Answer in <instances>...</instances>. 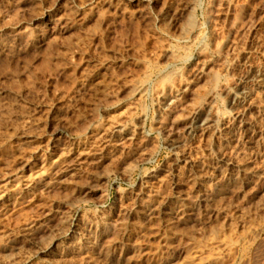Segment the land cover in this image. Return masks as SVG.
<instances>
[{"label": "rangeland", "instance_id": "obj_1", "mask_svg": "<svg viewBox=\"0 0 264 264\" xmlns=\"http://www.w3.org/2000/svg\"><path fill=\"white\" fill-rule=\"evenodd\" d=\"M255 70L264 0H0V264H264Z\"/></svg>", "mask_w": 264, "mask_h": 264}, {"label": "bare ground", "instance_id": "obj_2", "mask_svg": "<svg viewBox=\"0 0 264 264\" xmlns=\"http://www.w3.org/2000/svg\"><path fill=\"white\" fill-rule=\"evenodd\" d=\"M217 80V79H216ZM243 84H249L251 86V89L249 91H244L241 86ZM248 88V87H247ZM264 91V73L259 71V70H255L252 71L251 73L247 74L246 76L243 75V77H241L238 80V84L237 86L233 87V89H228L227 92V99H228V103L232 106H234V109L232 108V110L234 111V115L238 116L240 115L242 112H246L247 109H250L251 107H253L255 105V100H256V92H263ZM255 94V95H254ZM258 94V93H257ZM162 96V95H161ZM254 96L256 98H254ZM175 98V97H174ZM170 99V98H169ZM169 99H167L166 97H161L160 99H158V104L160 107H165L168 102ZM208 106V105H207ZM208 109L207 111H200L197 112L193 115L189 125L186 127V134L188 136H196L197 134H203L206 132H213V133H218L221 132L224 129V123L225 122H221L220 120L216 119L217 117H215V115L213 114V109L211 107L206 108ZM218 116V115H217ZM236 118V117H235ZM238 118V117H237ZM231 120V119H230ZM226 121V120H225ZM58 132V131H57ZM23 133V132H22ZM55 133V132H54ZM117 133V132H116ZM130 133V132H129ZM55 135V134H54ZM120 135V132H119ZM53 137V135H51ZM198 136V135H197ZM31 137V136H30ZM116 137V136H115ZM121 138H124L126 140H132L133 135H127V134H123L122 136H120ZM29 138V136H22L20 137V139H27ZM120 139V138H119ZM122 139V140H124ZM28 140V139H27ZM31 140V139H30ZM30 140H28L27 142H29ZM25 141V140H24ZM115 142V141H114ZM171 144V149H177L180 145V141L177 139H171L170 141ZM21 145H23V143H19ZM25 145V143H24ZM122 145V144H121ZM223 160V159H221ZM220 161V160H219ZM226 161L229 162V164L236 169L235 172L237 173H241V176L243 174L244 177L246 178H250L253 176H255L256 174H258L259 170H249L246 167L236 163L234 160H232L230 157L226 159ZM75 167V166H74ZM73 169V168H72ZM76 169V168H75ZM259 169V168H258ZM69 169H67L66 171H68ZM15 174V173H14ZM6 175V174H5ZM16 175V174H15ZM13 175H7L6 177H11ZM17 176V175H16ZM72 176V175H71ZM4 177V176H3ZM201 178V177H200ZM27 179V178H26ZM25 180V179H24ZM31 180V179H30ZM28 183V182H27ZM148 183V181H147ZM178 184V183H177ZM176 184V185H177ZM148 185V184H147ZM175 185V186H176ZM178 188V187H177ZM176 189V188H175ZM146 191V190H145ZM140 197V196H139ZM159 197V196H158ZM206 197V196H205ZM154 199V198H153ZM152 199V200H153ZM204 200V199H203ZM182 201V200H181ZM178 202V201H177ZM150 203V202H149ZM156 203V202H155ZM154 203V204H155ZM142 204V203H141ZM178 204V203H177ZM154 207V206H153ZM157 208V207H156ZM128 209V208H127ZM148 210V209H147ZM188 210V209H187ZM194 210V209H193ZM129 211V210H128ZM146 211V210H145ZM161 211V210H160ZM180 211V210H179ZM186 211V210H185ZM172 213V212H171ZM146 214V213H145ZM155 215V214H154ZM174 215V214H173ZM186 215V214H185ZM151 216V215H150ZM176 216V215H175ZM149 217V215H148ZM156 217V216H155ZM177 219V218H176ZM171 220V219H170ZM37 225V224H36ZM108 226V225H107ZM22 231V230H21ZM35 231V227L34 224L32 223V225L28 226L26 229H24L23 235L21 233L22 236H32L33 233ZM74 232L73 227L69 228V230H67V232L61 236V239H66L68 237H70V234ZM77 235V234H76ZM58 236V237H59ZM128 236V235H127ZM57 237V238H58ZM29 238V237H28ZM33 238V236H32ZM60 238V237H59ZM76 239V238H75ZM127 239V238H126ZM73 240V239H72ZM53 242H55V240H53ZM52 242V243H53ZM71 243V242H68ZM133 243V241H132ZM77 246V245H76ZM12 264H16V263H12Z\"/></svg>", "mask_w": 264, "mask_h": 264}]
</instances>
